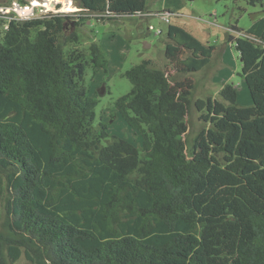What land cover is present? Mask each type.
Segmentation results:
<instances>
[{
  "label": "trees",
  "instance_id": "1",
  "mask_svg": "<svg viewBox=\"0 0 264 264\" xmlns=\"http://www.w3.org/2000/svg\"><path fill=\"white\" fill-rule=\"evenodd\" d=\"M180 1L159 0L157 11L147 0L77 5L116 20L177 14ZM84 20L0 29V264H264V16L246 30L251 38H227L251 104L241 106L230 83L219 99L197 100L207 127L189 148L194 84L171 82L150 60L124 72L132 88L113 104L140 148L94 125L97 100L84 83L89 68L106 70L102 47L93 40L88 57L64 52L77 40L66 29ZM166 36L173 73L210 63L213 47L174 25Z\"/></svg>",
  "mask_w": 264,
  "mask_h": 264
},
{
  "label": "rangeland",
  "instance_id": "2",
  "mask_svg": "<svg viewBox=\"0 0 264 264\" xmlns=\"http://www.w3.org/2000/svg\"><path fill=\"white\" fill-rule=\"evenodd\" d=\"M155 1L147 0L148 9L153 11L161 9ZM180 2L182 8L177 11V16L171 17L170 25L177 26L193 36L201 46H211L215 50L210 63L198 73L176 74L172 72L171 66H167L164 58V44L170 42L166 36L167 25L156 18L97 20L96 15L81 12L77 0L65 5L68 10L71 9L70 12L63 10L71 21L79 17L85 19L77 27L66 29L64 36L67 37L74 32L77 40L67 42L64 52L75 50L88 57L89 45L95 40L102 47L107 60L105 71L89 68L85 75L84 84L88 94L97 100L94 125L100 122L108 123L110 135L123 137L139 148L141 136L122 121L115 112L113 104L117 99L128 94L132 88L130 82L123 76L124 72L144 60L152 61L156 68L169 73L171 82L184 78L193 82L186 116L187 132L183 137L188 148L193 138L207 127V123L201 119L202 114L195 107L197 100H205L207 97L219 99L218 92L221 87L230 83L236 87L238 103L241 106L251 104L249 92L239 76L241 72L239 54L234 44L228 43L227 38L229 35L249 37L246 30L254 21L264 16V0L254 5L249 4L247 0H181ZM60 5L62 8L63 4ZM33 19H39V15L37 14ZM147 25L161 29L163 33L155 36L153 32L147 31ZM185 55L184 51L180 54L181 57ZM4 218V210H2L1 220L3 221ZM20 262H24V259Z\"/></svg>",
  "mask_w": 264,
  "mask_h": 264
},
{
  "label": "built area",
  "instance_id": "3",
  "mask_svg": "<svg viewBox=\"0 0 264 264\" xmlns=\"http://www.w3.org/2000/svg\"><path fill=\"white\" fill-rule=\"evenodd\" d=\"M70 2L72 4V0H70ZM55 3V0H49L48 3H45L44 0H0V29L6 31L12 23L31 20L37 14L39 15V18L66 16V12L64 13L63 11L65 10L63 8L64 4L62 5V8H54ZM173 15L177 16V14ZM173 15L161 11L147 13L144 14L143 17L156 18L168 27L171 24V17ZM147 31L153 32L155 36H160L163 33L161 29H156L152 25H147Z\"/></svg>",
  "mask_w": 264,
  "mask_h": 264
},
{
  "label": "bare ground",
  "instance_id": "4",
  "mask_svg": "<svg viewBox=\"0 0 264 264\" xmlns=\"http://www.w3.org/2000/svg\"><path fill=\"white\" fill-rule=\"evenodd\" d=\"M45 1V3H48L49 2V0H44ZM56 1V3H55V5H54V8H60L61 7V3L62 4H64V9L67 11V12H70L71 11V9H67V7L65 6V5H70L71 4V2H70V0H64V1H61V0H55ZM47 6H49L48 4H46Z\"/></svg>",
  "mask_w": 264,
  "mask_h": 264
},
{
  "label": "crops",
  "instance_id": "5",
  "mask_svg": "<svg viewBox=\"0 0 264 264\" xmlns=\"http://www.w3.org/2000/svg\"><path fill=\"white\" fill-rule=\"evenodd\" d=\"M155 2H156L157 5L159 4V0H156ZM114 38H115V37H114ZM237 93H238V92H237Z\"/></svg>",
  "mask_w": 264,
  "mask_h": 264
},
{
  "label": "water",
  "instance_id": "6",
  "mask_svg": "<svg viewBox=\"0 0 264 264\" xmlns=\"http://www.w3.org/2000/svg\"><path fill=\"white\" fill-rule=\"evenodd\" d=\"M73 26V24L71 23V27Z\"/></svg>",
  "mask_w": 264,
  "mask_h": 264
},
{
  "label": "clouds",
  "instance_id": "7",
  "mask_svg": "<svg viewBox=\"0 0 264 264\" xmlns=\"http://www.w3.org/2000/svg\"><path fill=\"white\" fill-rule=\"evenodd\" d=\"M66 16H68V15H66Z\"/></svg>",
  "mask_w": 264,
  "mask_h": 264
}]
</instances>
